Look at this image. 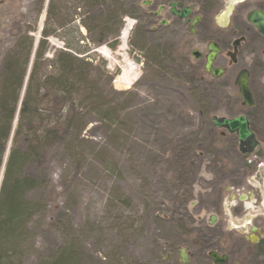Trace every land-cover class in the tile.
Segmentation results:
<instances>
[{"label": "trees", "instance_id": "16d2710c", "mask_svg": "<svg viewBox=\"0 0 264 264\" xmlns=\"http://www.w3.org/2000/svg\"><path fill=\"white\" fill-rule=\"evenodd\" d=\"M132 4L130 0H49L46 10L41 7L39 11L45 12L43 21L39 24L36 20L25 24V29L20 28L15 43L1 59L0 264H92L84 258L86 253L73 234L77 232L75 226L72 224L71 230L65 225L61 210L51 221L60 233L55 249L46 254L35 247L32 223L51 206H59L61 189L53 182L52 175L54 157L78 166L80 156L91 157L112 179L107 209L114 220L111 221L118 242L114 241L111 252H107L106 264H138V260L127 254L125 244L137 226L142 228L139 223L147 217L141 219L143 214H151L158 225L170 230L164 243L155 242L162 253L173 254L183 247L181 239L193 242L198 253L217 245L215 238L212 239L213 229L204 226L205 232L200 230L198 240L192 237L194 228L189 229L193 216L188 204L194 195L201 154L198 156V149L189 142L191 138L186 130L173 133V127L180 128L179 121L188 119L189 115L166 120L160 115L159 100L154 104L147 100L139 105L136 91L113 92L112 98L108 94L113 74L107 71L106 61L95 53L94 45L107 43L111 48L118 45L123 16L130 12ZM78 9L81 11L77 17L82 15L80 22L86 34L80 31ZM50 37L62 40L63 46L52 50ZM97 72L101 76L97 77ZM183 85L185 96L191 98L190 93L195 94L191 99L201 104L206 102L199 87L187 86L180 80L172 81L167 89L180 90ZM164 100L169 101L166 97ZM141 107L147 108L146 114L139 115L127 127L125 117L132 116L129 111L134 108L138 112ZM160 121L166 125L163 130L157 129ZM142 122L149 123L153 131L150 133L156 138L157 153L153 145L148 147L146 157L151 162L146 164L141 161V155L135 160L133 157L138 153L137 131L144 126V123L140 126ZM90 124L93 126L89 127ZM94 127L100 128L105 138L102 150L93 147L97 146L95 133L88 134ZM193 142L203 148V139L196 137ZM160 149H169L170 156H175L173 162H166L170 169L162 176L157 174L163 177L162 189L156 191L159 186L152 188L155 183L149 180L140 182V188L135 181L150 176L157 168L162 161L158 160L163 153ZM83 150L86 157L81 155ZM128 152L130 159H122ZM125 163L134 171L133 181L142 194L151 190L160 195L152 201L143 197L145 205L134 206L133 198L126 194ZM160 168L164 172L163 165ZM213 172L216 180L219 171ZM69 184L73 185L72 180ZM126 207L135 210L122 221L123 214L117 209Z\"/></svg>", "mask_w": 264, "mask_h": 264}, {"label": "flooded vegetation", "instance_id": "af4514ba", "mask_svg": "<svg viewBox=\"0 0 264 264\" xmlns=\"http://www.w3.org/2000/svg\"><path fill=\"white\" fill-rule=\"evenodd\" d=\"M130 1L133 8L123 16L131 24L125 42L144 84L162 91L180 80L202 90L207 111L220 106L230 113L210 118H248L257 142L241 143L236 132L217 127L229 140L219 151L228 158L218 161L219 190L190 203L204 212L206 228L217 229L221 247L213 250L227 257L218 264H264V0ZM245 74L251 106L237 83ZM210 251L203 264L207 258L217 264Z\"/></svg>", "mask_w": 264, "mask_h": 264}, {"label": "rangeland", "instance_id": "374dc122", "mask_svg": "<svg viewBox=\"0 0 264 264\" xmlns=\"http://www.w3.org/2000/svg\"><path fill=\"white\" fill-rule=\"evenodd\" d=\"M48 3L49 0H0V61L4 57L8 48L15 43L18 37L17 31L20 28L25 29V24L33 23L36 20H38L39 24L43 21L45 14L44 11L46 10ZM41 7H43L44 11L39 13ZM64 11L67 10L65 9ZM80 11L81 10L78 9L76 17L79 15ZM81 17H77V20L81 25L80 31L86 34V28L80 22ZM122 27H124V25ZM49 41L50 48L52 50L55 47L63 46L62 40H59L56 37H50ZM129 46L130 43H128L126 47V42L121 40L120 37L118 45L113 48H111L107 43H102L97 46L94 45L96 51L95 53L106 61L107 71L113 74L112 80L109 82L111 89L108 91V94H110L112 98L114 95L113 92L136 91L139 94V97L137 98L139 105L147 100H150L149 102L152 104L157 102L155 100H159L162 102L160 115L161 117L166 118V120L174 119V117L178 118L184 116L185 114L189 115L188 119H181L179 121V124L181 125L180 128L173 127V133L187 131L186 134H188V137L191 138L189 142L192 146L198 149L196 150V153L199 154L198 156L201 154L199 158L200 169L194 180V195L191 197V201L194 199L200 201L207 191L212 192L219 190L218 181L215 180L213 170H218L217 163L221 157L226 161L228 159L227 156H222L219 151L220 148L223 147V144H225L224 142H229V140H223L220 136V129L212 123L210 116L216 112L220 115H227L230 113L226 108H221L220 106H213L211 108H220L217 111H207L208 108L206 102V104H201L200 102L185 96L186 86L184 85L180 86V90L175 91H169L168 89L158 91L150 85L147 86V84L142 82V78H140L141 71L137 67L136 63V67L134 68L136 78L132 80L131 83H127L128 78L124 71L126 63H134L132 58L129 57ZM101 49L105 50L108 55H103L100 51ZM96 76L98 77L101 75L97 72ZM164 97H166L169 101H165ZM129 112H132L130 115L133 117H125L127 127H130L135 119L140 117L139 115L143 116L146 114L147 108L141 107L138 112H135L133 108ZM143 123L144 126L137 131L139 136L138 142L140 143V145H137L138 153L135 152L133 157L135 160L139 157V155H141V161L146 164L151 162L150 159L146 157L148 155L147 151L149 150L147 148L152 145L155 147L156 138L150 133L153 131L149 128V123L142 122L140 126L143 125ZM92 126L93 124L89 125V127ZM165 128L166 125L160 121L157 129L163 130ZM170 128L171 127H169V129ZM92 132L95 133L94 139L97 142V146L93 145V147L102 150V147L106 143L103 144L105 138L101 133L100 128L94 127L88 131V134L90 135ZM156 137L158 138V136ZM196 137L197 139H203V148H200L197 143L193 142ZM153 151L154 153H157L156 147ZM158 151L163 153L159 155L160 158L158 160L162 161L157 165V168L151 172L150 176L144 177L142 180L135 181L139 185L140 182L147 183L149 180L152 184L155 183L152 188L159 186L156 191L162 189L163 177L161 176L166 173V169H170L168 164H170L175 157L170 156L171 153L169 149H160ZM81 155L86 157V150H83ZM128 155L129 152L124 153L121 157L122 159L126 158L127 160L131 157L130 156L128 158ZM232 158L233 155L230 154V167H232ZM78 160L80 161V166L75 165L72 162H68V160H62L61 158L58 159V157H54L52 159L53 182L59 189H61L59 190V206L57 208L51 206L47 211L39 215L32 223L36 233V237L34 239L35 247L41 249V253L46 254L55 249L60 233L57 226L51 223V221L55 218L57 211L61 210L65 225L70 227L72 230L73 224L77 230V232L73 231V234L77 236L79 239L78 243L82 246L86 253L84 258L92 264H106L107 260H105V256L107 255V252H111L114 241L116 243L118 242L116 239L117 236L114 234L115 229H113L114 226L112 221L114 220L110 217V210L107 209L112 179L106 176V173L103 172L102 165L96 159L94 160L91 157L84 159L80 156ZM166 162H168V164ZM128 163H130V160L127 161V164ZM161 165H163L164 172L160 168ZM123 176L125 180L124 184L127 187L126 194L130 196V198H133L134 206H140L142 203L145 205L144 200L152 201L155 196L160 195L156 191L151 193V190L142 194V192L137 189V185L133 181V179L135 180V175L134 171L130 169V165H126ZM71 180L73 185L69 184ZM121 184L123 185V181ZM139 186L141 188V185ZM143 197H145L144 200L142 199ZM138 199H140V201H138ZM190 202L188 204V209L193 216V221H191L189 229L194 228L192 237H195L198 240L201 238L200 230L205 232L204 224L201 222L202 218L200 217L204 216V212H202L198 206H191L192 204ZM134 210L135 208L132 207L117 209V211L123 214L121 217L122 221H124V216L132 215ZM150 215L151 214H143L141 219L145 216L147 217L139 223L142 225V228L140 229V227L137 226L136 232L127 237L125 244L127 254L132 259L138 260V264H183L178 250L169 255L162 253L160 246L155 245V242L157 241L164 243V237L169 235L170 230L164 229L161 224L158 225L154 221L153 217H150ZM106 229H109L107 233L105 232ZM212 229L213 239L216 238L217 229L215 227H212ZM181 241H183V247H186L189 250L191 259L195 264H203L202 260H205L204 255H206L209 250H220L221 247L217 243V245H213V248L202 250L198 253L193 242L187 241L186 239H181ZM166 244H168V242H166ZM129 260L132 263H135L131 259ZM206 262L207 264H214L210 258H207ZM228 264H232V262L230 261Z\"/></svg>", "mask_w": 264, "mask_h": 264}, {"label": "water", "instance_id": "95a60500", "mask_svg": "<svg viewBox=\"0 0 264 264\" xmlns=\"http://www.w3.org/2000/svg\"><path fill=\"white\" fill-rule=\"evenodd\" d=\"M136 60L138 61V59ZM207 69L208 70L210 69V65L207 66ZM237 83L240 87V93L244 99V104H248L250 106L253 105L254 104L253 95L248 87V74L240 76ZM211 121L216 127H220V128L225 127L230 132H236L241 143L255 144L257 142L252 131L249 128L248 118L243 114H240L233 118L213 115L211 117ZM251 148H253V146H251ZM179 254H180V259L184 264H193L190 261V256L188 255L186 248L183 247L180 248ZM209 254L213 259V261L217 264L223 263L227 260L225 254L221 255L216 250H211Z\"/></svg>", "mask_w": 264, "mask_h": 264}, {"label": "bare ground", "instance_id": "6f19581e", "mask_svg": "<svg viewBox=\"0 0 264 264\" xmlns=\"http://www.w3.org/2000/svg\"><path fill=\"white\" fill-rule=\"evenodd\" d=\"M130 26L131 24H126L125 28L123 29V34H122V38H123V41L125 42L127 39V36L129 35L128 32L130 30ZM103 55L107 56V52L103 49L100 50ZM136 67V64L135 63H132V62H129V63H126V66H125V73L127 74V83H131L132 80H134L136 77H135V74H134V68ZM125 74V75H126ZM123 76V75H122ZM119 78V77H118ZM123 80V79H122Z\"/></svg>", "mask_w": 264, "mask_h": 264}]
</instances>
